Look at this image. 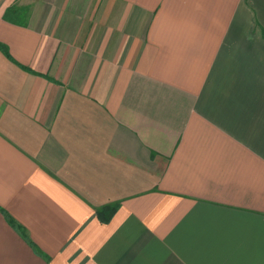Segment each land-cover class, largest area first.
<instances>
[{
	"label": "crops",
	"instance_id": "0c3cea01",
	"mask_svg": "<svg viewBox=\"0 0 264 264\" xmlns=\"http://www.w3.org/2000/svg\"><path fill=\"white\" fill-rule=\"evenodd\" d=\"M0 46V264H264V0H0Z\"/></svg>",
	"mask_w": 264,
	"mask_h": 264
},
{
	"label": "trees",
	"instance_id": "16d2710c",
	"mask_svg": "<svg viewBox=\"0 0 264 264\" xmlns=\"http://www.w3.org/2000/svg\"><path fill=\"white\" fill-rule=\"evenodd\" d=\"M4 53L8 54V51L6 48L0 46ZM114 207L111 206H105L103 209L99 210L98 214L99 217L102 219V221L107 222L111 218V215L113 214Z\"/></svg>",
	"mask_w": 264,
	"mask_h": 264
}]
</instances>
